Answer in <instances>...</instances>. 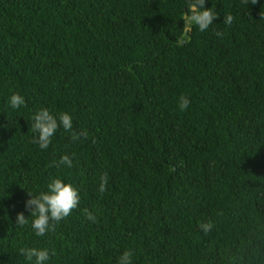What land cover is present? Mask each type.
<instances>
[{
    "label": "trees",
    "instance_id": "trees-1",
    "mask_svg": "<svg viewBox=\"0 0 264 264\" xmlns=\"http://www.w3.org/2000/svg\"><path fill=\"white\" fill-rule=\"evenodd\" d=\"M205 7L219 17L201 31L188 0H0V264H34L22 247L45 264H264V0ZM42 108L72 118L43 150ZM56 178L80 202L36 236L27 193Z\"/></svg>",
    "mask_w": 264,
    "mask_h": 264
},
{
    "label": "clouds",
    "instance_id": "clouds-1",
    "mask_svg": "<svg viewBox=\"0 0 264 264\" xmlns=\"http://www.w3.org/2000/svg\"><path fill=\"white\" fill-rule=\"evenodd\" d=\"M205 2L206 0H188V8L190 10L188 21L201 31L207 30L213 21L219 17L212 8L205 7ZM244 2L247 3L248 0H244ZM250 3L256 4L257 0H250ZM232 21L233 16L231 14H226L223 22L227 25H231ZM216 35L220 36L221 33L217 32ZM9 104L13 109H16L25 104V99L18 92H13L9 98ZM188 106V98L181 96V110L186 109ZM31 120V131L35 134L32 142L37 144L42 150L47 149L58 127L62 126L65 131L72 130V118L67 113H61L58 117H54L47 109L42 108L31 117ZM79 136L86 137L87 133L85 131L79 134L73 132L71 138L75 141ZM58 163L65 164L68 167L72 166V161L67 155L62 156ZM53 166H56L55 163ZM100 180L99 192L103 193L106 191V185L108 183L107 173L103 174ZM47 187V192H41L36 196L27 193L30 199L26 201L25 207L29 211L30 216L33 217L31 228L36 236H43L49 230H54V223L51 222L58 223L69 216L80 202L78 190L71 184L64 183L58 178L52 179ZM84 212L88 220L93 223L97 221L96 215L89 212L87 209H85ZM28 223L29 220L24 217L23 213H18L16 215V225L23 227ZM200 227L204 231H209L212 225L211 223H207L201 224ZM19 251L28 261L34 260V264H45L50 258L47 249L22 247ZM132 255L133 252L131 250H125L120 255L117 264H132Z\"/></svg>",
    "mask_w": 264,
    "mask_h": 264
},
{
    "label": "water",
    "instance_id": "water-1",
    "mask_svg": "<svg viewBox=\"0 0 264 264\" xmlns=\"http://www.w3.org/2000/svg\"><path fill=\"white\" fill-rule=\"evenodd\" d=\"M186 32V29L183 31V33H185Z\"/></svg>",
    "mask_w": 264,
    "mask_h": 264
}]
</instances>
